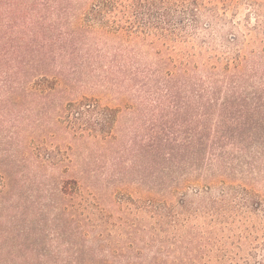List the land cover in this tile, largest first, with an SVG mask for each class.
<instances>
[{"label":"trees","instance_id":"obj_1","mask_svg":"<svg viewBox=\"0 0 264 264\" xmlns=\"http://www.w3.org/2000/svg\"><path fill=\"white\" fill-rule=\"evenodd\" d=\"M53 1L56 32L48 50L56 60L52 84H0V195L11 191L15 179L13 166L2 158L16 156L9 152L11 145L4 146L11 135L3 124L21 123L10 118L5 104L52 101L58 106V120L62 117L65 123L63 130L56 128L53 140L58 149L65 142V154L50 163V154L34 160L24 156L22 162L30 169L15 173L33 179V184L43 168L73 162L64 171H73L68 178L73 197L85 207V194H98L95 183L84 181L86 172L96 174L86 159L110 146L105 136L85 131L92 124L87 117L101 113L107 100L116 104V112L125 110L131 116L133 139L148 137L154 168L161 169L154 170L153 202L166 206L169 196L190 187H219L221 192L194 207L181 199L180 213L168 215L169 225L161 219L149 238L139 236L137 246L127 248L125 260L65 264H251L248 253H240L251 251L247 247L256 241L259 226L251 222L264 218V195L256 199L250 192L264 172L257 166L264 164V16L253 10L254 24L249 17L235 21L237 0ZM31 3L34 8L15 17L14 26H34L37 2ZM31 28L32 36L37 35ZM216 37L221 43L211 44ZM29 126L30 133L35 125ZM16 128L11 133L18 136ZM16 139L23 150L31 142ZM84 147L86 154L75 152H84ZM78 160L84 163L75 176ZM237 189L244 195L238 196ZM92 203L99 201L94 198ZM16 230L17 237L31 236L30 229ZM17 247L0 248V264H62L30 259L28 254V259L20 258ZM115 248L101 251L93 246L89 252L114 256Z\"/></svg>","mask_w":264,"mask_h":264},{"label":"rangeland","instance_id":"obj_2","mask_svg":"<svg viewBox=\"0 0 264 264\" xmlns=\"http://www.w3.org/2000/svg\"><path fill=\"white\" fill-rule=\"evenodd\" d=\"M32 1L0 0V84H52L53 82L56 60L54 52L48 50H52L56 32L54 1L48 0L47 3V0H36L37 4L32 12L34 26L24 28L22 23L14 26L15 17L23 16L24 11H28L32 6ZM237 1L236 14L233 16L235 21L242 22L249 17L251 24H254L256 20L253 17V10L264 16V0ZM13 6L15 10L12 13ZM30 27H34L31 29L37 35L32 36ZM210 43L219 45L220 38H212ZM200 44V39L195 41V48ZM102 106L106 108L101 110V113L87 117L92 124L85 131L105 136L110 146L86 159L85 163L90 168L96 169V174L86 172L84 181L95 183L96 194H98L93 197L92 194L86 193L88 204L82 207L77 205V199L72 193L73 184L68 179L74 173L71 168L64 171L66 170L64 167L73 166V162L63 161L58 163L59 167L43 168L40 171V178L34 180L33 184H31L33 179L30 180L27 176L15 173V170L22 167L25 170L30 169V166L22 162L21 158L24 156L34 160L35 157L40 158L50 154V163L59 161L62 153L65 154V142L58 149L55 146L56 141L53 140L56 128L60 127L63 130L65 124L64 120H60L62 117L58 120L57 104L52 101L26 99L5 104V107L12 112L10 118H18L21 123L9 121L3 124L7 132L10 130L11 135V138L6 139L7 144L4 146L11 145L9 152L16 156L8 157L7 155L2 158L13 166L15 179L11 191L9 189L7 193L0 195V248L6 249L9 246L18 245L16 250L18 252L19 246L22 245L18 252L20 258H27L24 254H28L30 259L41 258L45 262L54 261L62 264L70 261L125 260L127 259L125 256L129 254L127 248L136 247L139 236L149 238L161 219L162 224L169 225L168 215L180 213L178 202L181 199L194 207L221 192L219 187L208 190L202 188L196 190L190 187L169 196L166 206L162 202H153V187L156 179L154 170L160 172L161 169L157 170L156 165L154 168L148 137L142 142L138 137L133 139L131 116L128 113L125 114V110H122V114L116 112L114 110L116 104L113 102L103 100ZM122 109H124L123 106ZM31 124L35 127H32L34 130L29 133L26 129L30 130ZM41 124L45 125L44 134L40 132V127L43 126ZM11 125L14 126L10 127ZM16 126L21 132L18 136L11 133L17 131ZM142 132L147 133L148 130L142 128ZM59 137L62 138L61 135ZM16 138L23 140L24 143L31 139L28 148L23 150L22 147L17 146ZM75 152L86 154V150ZM83 163V160L75 163V168L78 170L75 176L80 174L79 170L82 169ZM257 166L264 169L263 161ZM45 172L47 176L43 175ZM246 175L249 176V173L246 172ZM253 175L256 177V174ZM263 178L264 172L252 189L251 186H247L251 189L250 192L255 194L256 199L264 195ZM116 186L119 188L114 192L112 188ZM236 194L244 195L239 189L236 190ZM13 196L17 200L11 202L10 199ZM94 198L98 199V205L92 203ZM12 217L15 218L13 222ZM258 218L260 219L251 222V225L259 226L256 230V241L247 247L251 248V251L243 250L240 253H248L251 264L264 260V218L261 216ZM18 227L30 229L31 236L17 237ZM93 246L101 251H109L116 247L117 254L114 255L116 257L98 256L92 251L89 252ZM8 255L4 254V257L11 259V262L16 260ZM239 256L242 261L244 257ZM225 261L229 264L228 260ZM237 262L240 263V259Z\"/></svg>","mask_w":264,"mask_h":264}]
</instances>
